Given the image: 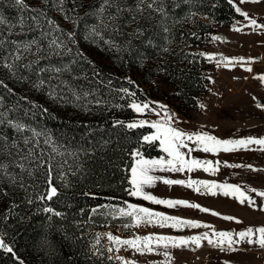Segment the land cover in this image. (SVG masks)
<instances>
[{
    "label": "rangeland",
    "instance_id": "rangeland-1",
    "mask_svg": "<svg viewBox=\"0 0 264 264\" xmlns=\"http://www.w3.org/2000/svg\"><path fill=\"white\" fill-rule=\"evenodd\" d=\"M228 1L235 11L236 7H239L242 12L248 13V17L236 18L227 27L214 23L213 30L209 34L204 28L199 30L196 27L195 17L201 19V16L195 13L194 15H192L193 13L183 15L181 18L168 15L163 23H160L161 17L155 13L153 14L154 19L150 22L140 19V27L144 30L158 27L162 36L158 38V43L153 44L151 50H148L152 52L151 54L147 50L135 52L132 60H129L127 56L125 60L123 59L126 53L124 44L114 40L120 48L117 51L115 47H109L104 42L108 39L113 40L108 36V33L111 32L103 33L104 40L90 35L92 27L97 22L92 23L83 19L80 16L79 8H76L78 10L74 13L78 18V26H74L61 14L56 13L62 24L69 31L75 32L78 51L94 61L97 68L101 69L108 79L113 77L133 82L135 96H130L129 105L133 102L149 103V109L142 113H137L134 110L136 118L132 122L147 121L148 123L144 125H148L150 128L152 122H162L165 119V111L158 107L162 104L167 106L168 112L174 116L170 122L171 126L182 132H207L222 140L247 137L264 138V108L257 107V104L264 105V81L258 78L264 75V28H254L250 24V19H255L258 24L264 25V0H261L260 3H241V0ZM75 3L83 12H92V9L98 6L99 0H75ZM124 18H127V14ZM137 26L136 22L130 26H122V33L130 41L131 48L135 45V39L142 36L129 35ZM164 27H167L169 31L165 32ZM234 28L241 30L235 31ZM216 36L222 39H213ZM191 37H194V42ZM18 42L27 43L26 40ZM165 48L168 50L164 51ZM33 50L35 51V48ZM209 56H214L215 59H209ZM201 57L204 59L203 61L200 59ZM222 58H228V60ZM192 61L196 62V73L201 80L202 91L195 98L193 104H187L180 98L175 78L179 66ZM127 66L128 68H125ZM249 67L252 69L250 72L246 70ZM34 84L28 88L30 93L39 96L47 104L54 105L68 100L63 91L56 86L47 83L43 88L37 89ZM51 90H55L57 98L53 99L48 95ZM201 104L204 105L203 108L200 107ZM109 106L110 104L107 105V107ZM118 109L122 110L120 104ZM155 131L151 128V131L144 136L152 135ZM185 142L188 147L182 148L181 151L185 152L186 160L190 161L193 157H198L200 161L211 162V167L216 169L214 172L205 171L204 169L209 165L203 164L200 167L205 175L201 179L198 177L188 178L186 184L189 181H208L215 184L239 185L242 191L255 201V204L249 205L247 201L241 204L237 198L232 196H225L222 204L214 199L215 196L207 195L202 201L208 206L201 204L200 201L198 203L190 201L189 203L198 204L201 208H207L210 211L204 212L196 208L198 212L192 214V212L174 210L147 200H145L146 203L133 201L104 203L93 208L96 210L95 212L92 210L95 219L89 220L90 223H94L92 226L97 228V233H111L121 239L145 236L188 238L203 235L205 232L212 235L214 230L239 232L248 227L264 226V210H261L264 208V197L259 196L257 192L250 191L254 188L258 192H264V150H261V146L250 145L248 149H237L232 152L223 150L204 152L194 140L188 141L185 137ZM158 146L161 148L159 141ZM160 156L162 157V155ZM163 157L171 159L165 152ZM249 158H253V160L249 161ZM221 165L227 168V178L219 179L217 176L212 178L210 175H215ZM231 165H241V167H231ZM248 165L252 167L249 168ZM233 170L237 173H233ZM156 190H158L157 182L154 186L144 187V191L153 196L156 195ZM201 192L203 195L210 193L203 185ZM128 204L148 208L152 212L163 213L165 216L196 221L201 225L211 227H172V221L162 227L156 217L152 218V223L137 224L134 218L121 216L118 212L115 215L109 214L117 208L127 210ZM105 205L111 207L105 208L103 207ZM212 212L220 215H212ZM223 216L235 217L242 223H237L236 220H225L222 218ZM126 225L128 226L126 227ZM201 245L200 247L189 245L183 248L170 246L165 250L162 244L160 246L154 244L153 252L141 254L128 246H121L119 251H116V246L111 243V247L114 249L111 253L117 257H123L124 261L134 262V264H162L166 260L168 264H264V249L258 245L241 243L235 245L237 251H221L219 248L208 245L206 240L202 241ZM165 251L169 253L168 257L163 254ZM105 254L107 256V252ZM116 264H123V261L118 259Z\"/></svg>",
    "mask_w": 264,
    "mask_h": 264
},
{
    "label": "trees",
    "instance_id": "trees-1",
    "mask_svg": "<svg viewBox=\"0 0 264 264\" xmlns=\"http://www.w3.org/2000/svg\"><path fill=\"white\" fill-rule=\"evenodd\" d=\"M25 2L31 7L42 6L40 1ZM166 4L169 16L181 18L189 13L201 16V19L195 17L196 27L199 30L204 28L207 34L213 30L214 23L227 27L234 19L242 16L228 0H189L187 3L185 0H166ZM77 6V3L70 2L67 8H79L83 19L97 22L91 12H83ZM69 14L74 15L71 12ZM0 15L9 24L16 25L11 31L7 25L2 26L0 38L27 42L40 38L38 30L20 28L22 13L12 0H0ZM23 15L26 17L28 13ZM49 16L66 32L69 31L54 10H49ZM108 36L127 46L123 59L127 56L132 60L133 53L151 50V46L156 45L162 35L158 27L145 29L141 38L135 39L133 48L127 44L124 34L108 33ZM71 46L74 52L78 51V43ZM5 48L11 51L10 44L6 43ZM7 54V51H0V56ZM83 57L81 62L73 65V75L65 74L59 80L48 81V84L58 87L68 98L54 105L32 95L28 88L37 83L41 75L46 80L50 75H38V68L49 65L62 67L70 62V56L41 59L32 69L21 67L16 75L0 66V81L7 85V88L0 85V96L3 97L0 111L11 110L9 118L20 120L50 135L65 153L64 156L53 154L56 156L54 166L62 164L63 167L55 168L52 172V185L58 190V195L52 200L39 199L47 195L44 169H39L34 177H29L19 168L10 167L9 172L23 177V188L19 187V181L17 185H12L6 178L0 179V239L12 249L9 252L7 248L0 247V264H111L107 262L105 251L99 250L98 256L94 253L97 228L89 222L95 219L93 208L104 203L147 202L129 194L132 188L130 170L134 161L132 153L139 149L143 156L153 157L163 155L164 151L158 146V141L148 143L142 139L151 131L148 125L135 129L126 127L127 123L136 118L134 109L129 105L130 94L134 93L133 84L113 77L108 79L94 61ZM35 59V56L29 54L20 63L27 64ZM200 59L204 60L202 57ZM196 66L194 61L180 65L175 78L180 98L187 104H193L202 91ZM61 80L67 81L68 86L61 83ZM120 89H127L128 94ZM73 90L81 95L85 92L89 95L77 101ZM119 104L122 110L118 109ZM116 121H124V124H116ZM0 133L9 139L17 138L15 131L6 126H0ZM21 147H24L22 143ZM41 148L45 153L50 152L49 146L43 142ZM9 159L8 156H0V161L8 162ZM29 200L32 202L29 203ZM45 208L54 211L49 213L44 211ZM56 212L60 215H55Z\"/></svg>",
    "mask_w": 264,
    "mask_h": 264
},
{
    "label": "snow or ice",
    "instance_id": "snow-or-ice-1",
    "mask_svg": "<svg viewBox=\"0 0 264 264\" xmlns=\"http://www.w3.org/2000/svg\"><path fill=\"white\" fill-rule=\"evenodd\" d=\"M74 3L75 0H40L41 7H31L25 2V0H12L14 6L22 13L19 26L21 29L27 27L29 30H38L40 34L39 39H32L27 43H19L18 41H6L5 38H0V51H7V56H0V66L7 69L12 75H16L21 67L24 69H32L34 65H38L41 59H51L53 56H70L71 60L69 63L64 64L62 67L49 65L47 67L38 68L37 74L49 73L47 80L41 75L38 83L34 84L37 89L43 88L48 81L52 79L59 80L61 76L68 74L73 75V65L81 62L84 57L83 53L80 51L73 50L71 45L77 43L75 39V32H66L60 24L53 18L49 16V10H54L61 14L65 20L70 21L74 26H78V18L75 15H70L69 12L75 13L76 8L68 9V3ZM189 2V0H185ZM260 3L261 0H241V3ZM82 6V5H81ZM236 11L242 16L248 17L247 12H242L239 7H236ZM27 12L28 15L25 17L23 13ZM147 13V15H145ZM158 14L161 17L160 23L168 18L167 4L166 0H99L98 6L92 9L91 14L96 17L97 24L91 29L90 35L93 37H98L104 40L103 33H122V26H130L133 22L137 23V27L130 33L131 36L143 35L144 29L139 26V20L143 19L146 22H150L154 19L153 14ZM89 13H86L88 15ZM127 14V18L124 16ZM194 15V13L192 14ZM31 21L32 23H28ZM179 22V21H174ZM250 24L254 28H264V25L258 24L255 19H250ZM7 25L9 31L14 29L16 25L9 24L7 19L0 15V28ZM235 31H240L239 28H234ZM164 31L168 32L169 29L164 27ZM2 37V33H0ZM215 40L222 39L219 36L213 37ZM46 42V43H45ZM109 47H115L117 51L120 50L119 45L116 44L114 40L108 39L104 40ZM11 45V51L5 48V44ZM130 44V41L127 42ZM35 48V51L33 50ZM124 50H127V46ZM168 49L165 48L164 51ZM44 53L45 55H40ZM33 55L36 57L35 60H30L27 64H21L20 62L26 58L27 55ZM204 55V54H201ZM209 59H215L214 56H209ZM228 60V58H222ZM242 60V58H241ZM231 62V61H229ZM247 71H252L249 67ZM98 75V73H97ZM23 78V77H22ZM78 78V77H76ZM261 81H264V75L258 77ZM61 83L67 85V81L61 80ZM129 83H133L129 80ZM0 85L7 88V85L0 81ZM70 87V86H69ZM126 94H128L127 89H120ZM48 95L53 99L57 98V93L55 90L48 92ZM73 95L77 101L83 97H87L89 94L87 92L82 95L75 90H73ZM130 95L134 96L135 93ZM99 103V102H98ZM3 107V97L0 96V108ZM130 107L134 109L137 113H142L146 109H149V103L139 104L133 102ZM159 108L165 111V119L162 122H152L151 128L156 131L149 136H144L143 140L148 143H154L159 141L162 150L171 159H165L160 157L159 159H147L143 156L139 149L132 153L134 157V164L131 167V179L130 184L132 185L129 194L132 196L142 197L144 200L151 201L155 204L166 205L168 207H175L177 205H184L190 208H199L201 211L209 212L207 208H201L198 204H191L184 200H164L158 199L157 197L144 191L145 186H154L157 180L160 178L152 175L154 171H171V172H182L185 168L192 170L195 167L202 166L203 164H208L209 167L205 168V171L214 172L216 169L211 167V162L200 161L197 159L186 160L185 152L181 151L182 148H187L188 145L185 142V137L188 141H195L204 152H219L223 150L224 152H232L237 149H248L250 145L261 146V150H264V138L247 137L242 139H218L215 136L208 134L207 132H196V133H185L171 126L170 122L174 119L165 105H158ZM201 108L204 105H200ZM257 107L264 108V105L257 104ZM9 111H0V126H6L15 131L17 138L9 139L8 136L0 133V156H8L10 159L8 162L0 161V179L6 178L10 184L17 185L19 181V187L23 188V177L19 174H13L8 171L10 167H16L21 170V172H26L29 177H34V174L39 169H44V174L47 177V195L40 196V200H52L53 197L58 195V190L52 185V172L55 168H62V164H56L54 166V161L56 155L64 156L65 153L60 150V148L55 144L50 135H47L43 131H38L37 129L25 124L24 122L9 118ZM44 111H47L46 109ZM116 124H124V121H116ZM147 121L132 122L127 123L126 127L128 129H135L142 127ZM25 133H30L26 135ZM41 138L43 140L41 141ZM41 142L48 145L50 152L45 153L44 149L41 148ZM23 144V148L21 147ZM26 149V151H25ZM47 155V159H45ZM68 155H73L68 153ZM231 167H241V165H231ZM247 167L251 168V165ZM259 171L258 169H253ZM63 179V177H61ZM165 184H181L184 185L183 180H164ZM203 185L212 195H216L215 189H222L223 195L232 196L237 198L241 204L246 201L249 205H254L255 201L244 191H242L241 186L233 184H215L208 181H189L187 187H193V185ZM196 191H200L197 187ZM251 192H257L261 197H264V192H258L257 189H250ZM7 195V193H4ZM32 201L29 200V203ZM105 208L111 207L108 205L103 206ZM261 210H264L262 208ZM44 211L52 213L54 210L52 208H45ZM94 212L96 210H93ZM119 213L121 216L134 218L136 223L141 222L152 223V218L156 217L160 226H166L169 221H172V227L178 226H190V227H211L209 225H201L199 222L183 220L178 217L165 216L163 213L152 212L148 208L138 207L134 204H128L127 210L125 208L114 209L111 215ZM55 215H60L56 212ZM212 215L219 216V213L212 212ZM225 220H236L237 223H242L237 218L232 216H223ZM128 225H126L127 227ZM102 236H106L109 242L116 246L115 250L119 251L121 246H128L134 249L136 252L141 254L151 253L154 251V244L160 246L162 244L163 248L167 250L170 246L183 248L189 245H195L200 247L202 241H207V244L219 248L221 251H237L235 245L241 243H247L249 245H258L260 248L264 249V226L260 227H248L245 230L239 232L232 231H213L212 235L205 232L203 235L193 236L188 238H176L168 236H145L136 237L134 239H121L120 237L114 236L111 233L97 234L96 243L99 244ZM0 247L7 248V251L11 252L12 249L8 248L2 239H0ZM95 247V245H93ZM114 249L108 247L107 251L112 252ZM166 257L169 253L165 251L163 253ZM102 255V253H101ZM117 259L123 261V264H134V262L124 261L123 257H116ZM108 259H112L111 256ZM162 264H168V261L162 262Z\"/></svg>",
    "mask_w": 264,
    "mask_h": 264
},
{
    "label": "crops",
    "instance_id": "crops-1",
    "mask_svg": "<svg viewBox=\"0 0 264 264\" xmlns=\"http://www.w3.org/2000/svg\"><path fill=\"white\" fill-rule=\"evenodd\" d=\"M161 156H156V157H148V158H154V159H159ZM163 157V155H162ZM170 159V158H167ZM192 159H197L200 160V158H192ZM253 160V158H249V161ZM226 166H219L217 169L216 174H212L210 175L212 178H216L219 177V179H226L227 178V170H226ZM157 172V173H156ZM233 173H237V171H232ZM131 173V171H130ZM155 176L159 177L160 179L157 180L156 182L158 183V190H156V195L155 197H157L158 199H164V200H184L187 202L193 201L194 203H198V201H200L201 204L206 205L202 199L205 198L207 195H210V197L215 196L214 199H217V201L219 203L223 204L225 195H223V190L222 189H215V191L217 192L216 195H212L211 193H207L205 195H203L202 191V185H195L194 187H187L186 185V180L188 178L193 179L194 177H198L199 179H201L203 177V170L202 168L199 167H195L192 170H189L187 168H185L184 171L182 172H171V171H154L153 172ZM130 179H131V174H130ZM164 180H183L185 181L184 185L181 184H165L163 181ZM221 181V180H220ZM223 182V180H222ZM225 184V183H223ZM199 188L200 191H196L195 188ZM138 197V196H136ZM142 198V197H140ZM143 199V198H142ZM148 201V200H147ZM151 202V201H149ZM193 203V204H194ZM192 204V203H191ZM163 206V205H162ZM165 207H168L166 205H164ZM211 207V206H209ZM220 207V206H219ZM174 210H178V211H182V212H195L197 213L198 211H196V208H190V207H186L184 205H177L175 207H168ZM214 208V207H212Z\"/></svg>",
    "mask_w": 264,
    "mask_h": 264
},
{
    "label": "built area",
    "instance_id": "built-area-1",
    "mask_svg": "<svg viewBox=\"0 0 264 264\" xmlns=\"http://www.w3.org/2000/svg\"><path fill=\"white\" fill-rule=\"evenodd\" d=\"M106 232H100V234H105ZM98 234V233H97ZM97 234L94 237V242H95V256H98L99 254V250L105 251L107 252V262L111 263V264H116V262L118 261V259L116 258L117 256H115L114 254H112L111 252H108L107 249L108 247H111V242H109V240L107 239L106 236H102L100 239L99 244L96 243V237ZM111 256L112 259H108V257Z\"/></svg>",
    "mask_w": 264,
    "mask_h": 264
}]
</instances>
